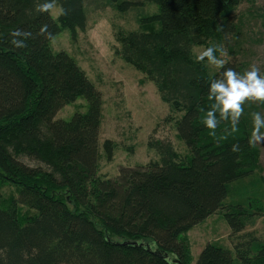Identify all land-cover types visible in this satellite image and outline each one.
Returning <instances> with one entry per match:
<instances>
[{"label": "trees", "instance_id": "obj_1", "mask_svg": "<svg viewBox=\"0 0 264 264\" xmlns=\"http://www.w3.org/2000/svg\"><path fill=\"white\" fill-rule=\"evenodd\" d=\"M85 1L58 0L67 14L53 18L34 13V0H0V264H191L188 232L216 213L235 238L233 248L206 243L195 264H264V240L244 233L264 204L224 206L229 185L259 170V149L248 144L249 113L262 114L264 103H245L238 132H225L230 125L221 122L211 136L201 119L211 103L209 83L223 69L210 74L207 61L197 63L193 54L195 47L220 44L226 67L245 70L238 61L242 19L235 13L242 0H96L121 13L156 7L138 17L143 29L115 33L114 55L180 114L177 138L190 153L181 156L170 141L150 139L157 160L121 167L114 178L98 174L101 94L74 58L50 48L62 31L72 41L85 31ZM44 24L53 38L37 35ZM16 28L33 33L27 48L8 43ZM80 97L85 113L55 120ZM113 150L104 141L107 161ZM6 186L15 195L3 199ZM21 207L33 213L22 215Z\"/></svg>", "mask_w": 264, "mask_h": 264}, {"label": "rangeland", "instance_id": "obj_2", "mask_svg": "<svg viewBox=\"0 0 264 264\" xmlns=\"http://www.w3.org/2000/svg\"><path fill=\"white\" fill-rule=\"evenodd\" d=\"M87 25L84 32L78 31L75 41L70 39L68 31H62L50 41L51 50L64 51L77 62L85 72L102 98V117L98 136V174L114 178L121 167L133 168L157 160L154 151L148 149L147 142L168 140L181 155H190L186 146L177 138L175 120L180 114L172 113L158 95L155 85L144 81V76L133 67L114 55L117 46L115 33L118 30L136 31L144 28L138 22L140 15H151L156 7L146 4L121 13L112 5H103L101 1L86 0ZM242 19L240 53L238 61L245 70L256 65L264 68V0H242L235 11ZM53 18L55 12L50 14ZM204 47H195L197 56ZM223 59L229 60L228 56ZM206 66L210 74L219 68ZM143 81V82H141ZM87 102L78 98L74 103L57 112L55 120L69 121L75 113H85ZM264 115V112L262 113ZM110 140L114 144L113 157L107 161L103 143ZM260 152L259 170L247 178L229 185L224 206L241 205L246 207L250 200L264 204V144L255 145ZM129 148H133L129 151ZM15 195L13 187L1 189V197L7 199ZM22 215L33 212L20 208ZM244 233H254L264 240V214L246 221ZM192 263L206 243H212L227 249L233 248L234 237L221 213H216L199 223L188 232ZM257 246L252 247L255 251ZM237 261L235 255H233Z\"/></svg>", "mask_w": 264, "mask_h": 264}, {"label": "clouds", "instance_id": "obj_3", "mask_svg": "<svg viewBox=\"0 0 264 264\" xmlns=\"http://www.w3.org/2000/svg\"><path fill=\"white\" fill-rule=\"evenodd\" d=\"M32 11L38 15L56 13L57 17L66 15L67 10L58 3V0H34ZM37 35L45 39L53 38L48 31V25L40 27ZM8 43L12 48H27V41L33 38L29 30L16 28L9 33ZM219 53V56L217 55ZM228 55L224 46L213 44L202 48L196 56V62L207 61L211 66L223 69L217 78L211 80L208 86L207 99L211 102L208 110L201 119V124L209 130V134L216 136V129L221 122H226L225 132L234 134L239 131L238 124L244 115L245 103H264V72L256 65L243 72L232 67H226ZM251 132L248 139L250 146L264 144V115L260 112H250ZM226 139L227 137H222ZM231 151H239V145H233Z\"/></svg>", "mask_w": 264, "mask_h": 264}]
</instances>
